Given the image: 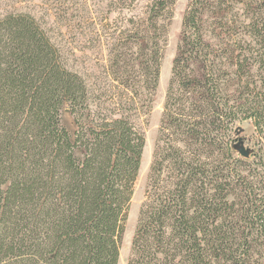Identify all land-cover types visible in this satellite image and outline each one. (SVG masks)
Returning <instances> with one entry per match:
<instances>
[{
  "label": "trees",
  "instance_id": "16d2710c",
  "mask_svg": "<svg viewBox=\"0 0 264 264\" xmlns=\"http://www.w3.org/2000/svg\"><path fill=\"white\" fill-rule=\"evenodd\" d=\"M117 1L130 12L139 0ZM174 3L148 0L142 14L126 18L124 27L118 33L113 29L115 34L106 43L107 59L101 66L112 90L106 96L113 102L112 110L123 116L113 120L102 114L94 107L98 90L84 76L72 75L78 90L70 98L69 113L76 128L72 135L64 128L59 140L69 150H84L76 164L68 161L75 171L100 169L99 211L87 227L91 238L87 264L112 263V233L118 241L123 233V224L109 222L112 229L105 228L102 217L115 213L121 176L137 166L140 117L149 113L158 86ZM238 5L244 20L238 16ZM249 13H256L255 18ZM13 22L25 23L52 55L56 69L65 68L55 37L29 13L0 17V49L2 27ZM237 22L256 24L245 33L264 37V0L187 2L127 264H264V163L256 170L235 158L220 168L207 157L211 148H225L231 155L236 117L252 119L264 139V95L258 99L252 95L251 73L244 70L231 31ZM260 69L264 85V60ZM255 173L261 195L255 193ZM0 264L49 263L35 254H20Z\"/></svg>",
  "mask_w": 264,
  "mask_h": 264
},
{
  "label": "rangeland",
  "instance_id": "374dc122",
  "mask_svg": "<svg viewBox=\"0 0 264 264\" xmlns=\"http://www.w3.org/2000/svg\"><path fill=\"white\" fill-rule=\"evenodd\" d=\"M147 2L137 1L128 12L117 0H0V17L8 13H29L55 37L65 66L56 69L52 55L36 42L35 34L25 23L3 25L0 49V261L20 254H35L49 264H87L91 258L87 227L91 225L90 218L99 211L96 190L100 169L75 171L68 161L76 164L83 158L84 150H69L59 140L64 128L71 135L76 128L69 113L70 98L78 90L72 75L84 76L98 90L96 100L99 102L95 101L94 107L108 118H120L122 112L112 110L113 102L106 96L108 90H112L107 86L101 64L107 59L106 43L110 37L124 27L126 18L133 14L140 16ZM187 2L175 0L173 6L158 86L149 113L140 117L143 123L139 126L142 134L137 166L134 171L121 176L115 213H106L102 217L105 228L112 229L109 222L110 225L123 224L120 241L112 233L114 251L109 264H127L131 254V239L140 206L145 200L149 168ZM253 10H257L256 7ZM237 13L244 20L241 5H238ZM249 14L255 18L256 13ZM259 22L261 20L257 19L256 24ZM254 26L237 22L231 31L237 38L235 46L241 54L244 70L248 68L251 73L252 95L258 99L260 94L264 95L260 71V62L264 60V37L245 33L254 30ZM231 134V155L225 148L220 151L211 148L207 151L208 161L224 168L238 158L259 170L264 163V139L259 136L254 121L236 117ZM225 142L223 139V144ZM239 149L248 151V156L240 154ZM259 179L255 173V193L261 195ZM81 233H84L82 238Z\"/></svg>",
  "mask_w": 264,
  "mask_h": 264
},
{
  "label": "water",
  "instance_id": "95a60500",
  "mask_svg": "<svg viewBox=\"0 0 264 264\" xmlns=\"http://www.w3.org/2000/svg\"><path fill=\"white\" fill-rule=\"evenodd\" d=\"M239 153L242 154L243 156H248V151H245L243 149H239Z\"/></svg>",
  "mask_w": 264,
  "mask_h": 264
}]
</instances>
